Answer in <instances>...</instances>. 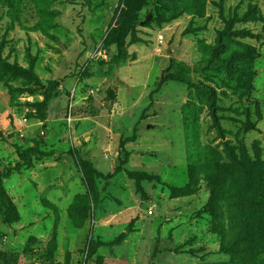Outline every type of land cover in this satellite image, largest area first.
Returning <instances> with one entry per match:
<instances>
[{
	"label": "rangeland",
	"instance_id": "1",
	"mask_svg": "<svg viewBox=\"0 0 264 264\" xmlns=\"http://www.w3.org/2000/svg\"><path fill=\"white\" fill-rule=\"evenodd\" d=\"M34 139L0 190L17 264H264V0H0V174Z\"/></svg>",
	"mask_w": 264,
	"mask_h": 264
},
{
	"label": "trees",
	"instance_id": "2",
	"mask_svg": "<svg viewBox=\"0 0 264 264\" xmlns=\"http://www.w3.org/2000/svg\"><path fill=\"white\" fill-rule=\"evenodd\" d=\"M129 35H130L129 44L132 45L138 42L135 26L133 24L130 26ZM130 58L131 56L126 49V44L123 41H121L117 45V54L110 60L109 64L110 65H123ZM4 67L12 70L17 75H22V76L27 77L33 82L37 81V77L34 75V73L30 69H25V68L19 67L18 65H9V64H4ZM166 81H179V80L172 75L168 76V78L161 77L159 81V86H161ZM56 87H57V82L52 81L48 83L47 88L44 91V98H43V101L41 102V109H40L41 110V115L39 117L40 121L46 120L45 112L48 108L50 101L52 100L54 96ZM135 133H136V129L133 130V136L131 137L130 140L132 141L134 140ZM40 145H41L40 139H34L32 140V146L30 148L18 153V162L14 164V166L9 167L4 173L0 174V190L2 188V184L4 180H7L13 173H21L22 171H25L31 168L32 162L34 159H38V158L46 159V158H50L53 156L52 152H45V151L40 150ZM124 154H125V160H126L129 156V153L125 151ZM71 157L74 160V163L79 169V171L83 173L84 171L83 166L85 165V162L76 154H71ZM119 171H120V168H116L114 171V174L118 173ZM6 257H10L13 259L12 264H17L16 263L17 259L14 254H11L8 256H3L2 254H0V259H6Z\"/></svg>",
	"mask_w": 264,
	"mask_h": 264
}]
</instances>
